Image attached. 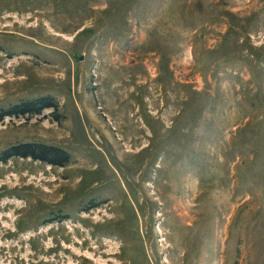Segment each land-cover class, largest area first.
Returning <instances> with one entry per match:
<instances>
[{"label":"rangeland","instance_id":"rangeland-1","mask_svg":"<svg viewBox=\"0 0 264 264\" xmlns=\"http://www.w3.org/2000/svg\"><path fill=\"white\" fill-rule=\"evenodd\" d=\"M0 198V264H264V0H0Z\"/></svg>","mask_w":264,"mask_h":264},{"label":"trees","instance_id":"trees-1","mask_svg":"<svg viewBox=\"0 0 264 264\" xmlns=\"http://www.w3.org/2000/svg\"><path fill=\"white\" fill-rule=\"evenodd\" d=\"M45 101L46 99L41 98L35 102L25 103L22 108H20L22 110H25L26 112H30L35 111L38 107H41L42 105H44L45 107L52 106V104L47 105ZM19 147H22L23 150H19ZM19 147L12 148L14 154L22 156H32L35 159H42L43 161L45 160L53 164H61L66 162L68 159V155L64 150L52 145H46L42 143H31Z\"/></svg>","mask_w":264,"mask_h":264},{"label":"bare ground","instance_id":"bare-ground-1","mask_svg":"<svg viewBox=\"0 0 264 264\" xmlns=\"http://www.w3.org/2000/svg\"><path fill=\"white\" fill-rule=\"evenodd\" d=\"M127 99V98H126ZM126 124H124V126H125ZM129 125H127V127H128Z\"/></svg>","mask_w":264,"mask_h":264}]
</instances>
